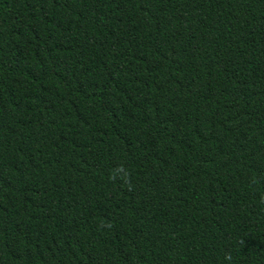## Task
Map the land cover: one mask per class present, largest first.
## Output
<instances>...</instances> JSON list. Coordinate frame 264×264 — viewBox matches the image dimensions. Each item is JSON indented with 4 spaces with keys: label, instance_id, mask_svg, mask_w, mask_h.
<instances>
[{
    "label": "trees",
    "instance_id": "obj_1",
    "mask_svg": "<svg viewBox=\"0 0 264 264\" xmlns=\"http://www.w3.org/2000/svg\"><path fill=\"white\" fill-rule=\"evenodd\" d=\"M0 264H264V0H0Z\"/></svg>",
    "mask_w": 264,
    "mask_h": 264
}]
</instances>
